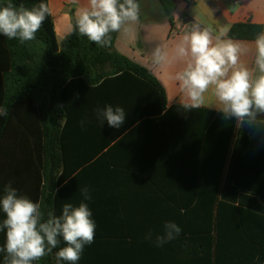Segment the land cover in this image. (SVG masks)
Instances as JSON below:
<instances>
[{
  "label": "crops",
  "instance_id": "crops-1",
  "mask_svg": "<svg viewBox=\"0 0 264 264\" xmlns=\"http://www.w3.org/2000/svg\"><path fill=\"white\" fill-rule=\"evenodd\" d=\"M86 2L47 0L57 43L70 32L71 19ZM139 3V22L130 34H116L114 50L146 69L160 84L166 109L175 106L167 121L173 120L177 127L171 126V137L164 148H161L166 140L164 131L157 129V123L152 121L138 122L108 146L100 147L97 156L79 169H82L80 181L70 185L67 193L59 195L57 213L62 214L65 203L79 206L83 200L80 189L89 188L91 199L84 202L96 225L95 238L91 245L85 246L77 264H211L204 255L209 243L202 239L215 234L217 204L222 193L227 200L231 197L224 183L232 166L237 131L229 145L220 180L215 182L208 173L218 168L212 145H207L203 151V147H193L190 142L192 136L195 138L197 124L193 111L183 109L182 93L173 78L182 65L154 69L151 53L157 46L170 49L194 23L215 29H229L233 24H258L264 31V0H177L172 13L173 26L162 16L157 0H140ZM235 41L252 48V41ZM252 60L253 52L241 57L249 67ZM208 99L211 103L212 98ZM199 109L221 113L214 106ZM63 122L61 118L59 123L63 125ZM81 137L84 139V132ZM67 150L81 159L90 149L72 145ZM37 166L27 133L4 117L0 128V196L11 181L18 194L39 202L35 196L41 173ZM60 171L61 167L55 175ZM66 186L68 182L63 188ZM247 196L252 197L238 192L234 205L245 201ZM3 218L5 214L0 210V222ZM169 221L175 222L182 231L174 240L157 247L155 236L164 234L163 226ZM149 232L153 233L151 240L145 238ZM0 234L3 235L2 247L6 230ZM65 246L62 240V247Z\"/></svg>",
  "mask_w": 264,
  "mask_h": 264
},
{
  "label": "trees",
  "instance_id": "trees-1",
  "mask_svg": "<svg viewBox=\"0 0 264 264\" xmlns=\"http://www.w3.org/2000/svg\"><path fill=\"white\" fill-rule=\"evenodd\" d=\"M176 1L157 0L162 16L171 26ZM8 2L0 0V6ZM11 2L28 8L41 2L47 4V0ZM73 24L74 18L70 32L59 43L50 15L32 41L20 44L0 34V106H6L9 110L6 118L27 133L41 172L35 196L43 201L45 214L52 211L57 216L59 195L80 181L82 169H79L97 156L100 147L108 146L136 123L152 121L157 123V129L164 131L166 140L161 145L164 148L171 137V126L177 127L173 120L167 121L175 106L166 109L160 84L146 69L114 50L117 33L111 34L110 45L101 47L73 31ZM260 31L263 28L258 24H233L228 36L233 40L253 41ZM107 105L124 108L126 119L120 129L109 127L106 120L102 123L97 118V109ZM192 111L197 132L190 142L193 147H203V151L212 145L218 168L208 173L215 182L220 180L229 145L237 131L232 166L224 183L231 197L227 200L222 193L217 204L215 234L202 239L209 243L206 250L202 249L204 255L211 264H264V125L237 128L235 118L225 119L223 114L205 109ZM3 118L0 116V128ZM61 118L63 125L59 123ZM72 145L90 150L85 158L77 159V155L67 150ZM59 167L61 171L55 175ZM65 182L68 186L63 188ZM238 192L252 197L247 196L236 206ZM2 240L0 234V247ZM60 248L62 239L51 254L34 264H57L55 253ZM4 255L0 252V264H4Z\"/></svg>",
  "mask_w": 264,
  "mask_h": 264
},
{
  "label": "clouds",
  "instance_id": "clouds-1",
  "mask_svg": "<svg viewBox=\"0 0 264 264\" xmlns=\"http://www.w3.org/2000/svg\"><path fill=\"white\" fill-rule=\"evenodd\" d=\"M50 14L44 2L28 8L9 0L0 6V34L20 44L32 41ZM139 20L138 0H87L77 9L72 30L106 47L112 33L130 34ZM228 33L226 27L215 29L194 23L170 49L157 46L151 53V65L154 69L182 65L173 78L182 93L185 111L214 106L225 119L235 118L237 128L264 125V31L255 35L252 48L233 40ZM249 52H253L252 67L241 61ZM8 115V108L0 106V116ZM96 115L115 129H120L126 119L120 106L98 108ZM80 194L83 200L79 206L65 203L60 216L52 211L45 214L43 201L34 202L18 194L9 181L0 196V210L5 214L0 231L6 230L5 243L0 247V252L5 253L4 264H34L51 254L61 237L66 246L55 253L57 264H77L85 246L94 242L96 229L92 212L84 202L91 199L89 188L80 189ZM163 228L164 234L155 236L157 247L174 240L182 231L170 221ZM152 236L149 232L145 238L151 240Z\"/></svg>",
  "mask_w": 264,
  "mask_h": 264
},
{
  "label": "built area",
  "instance_id": "built-area-1",
  "mask_svg": "<svg viewBox=\"0 0 264 264\" xmlns=\"http://www.w3.org/2000/svg\"><path fill=\"white\" fill-rule=\"evenodd\" d=\"M237 3V2H236Z\"/></svg>",
  "mask_w": 264,
  "mask_h": 264
},
{
  "label": "rangeland",
  "instance_id": "rangeland-1",
  "mask_svg": "<svg viewBox=\"0 0 264 264\" xmlns=\"http://www.w3.org/2000/svg\"><path fill=\"white\" fill-rule=\"evenodd\" d=\"M144 15V14H143Z\"/></svg>",
  "mask_w": 264,
  "mask_h": 264
}]
</instances>
